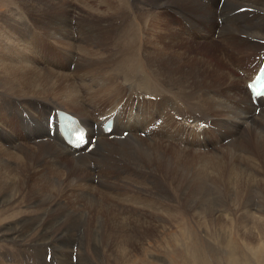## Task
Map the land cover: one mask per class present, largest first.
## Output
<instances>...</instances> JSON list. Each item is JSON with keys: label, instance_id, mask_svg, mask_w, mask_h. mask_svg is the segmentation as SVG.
<instances>
[{"label": "bare ground", "instance_id": "6f19581e", "mask_svg": "<svg viewBox=\"0 0 264 264\" xmlns=\"http://www.w3.org/2000/svg\"><path fill=\"white\" fill-rule=\"evenodd\" d=\"M67 1L3 0V7L6 9L10 10V7L16 8L23 13L21 12L22 15L17 17L14 24L9 28V31L6 30L8 33L7 37H0V49H2V44L9 43V40L25 36V34L17 33L14 25L20 24L26 32H29L28 25L23 21L27 20L31 24V27L33 25L35 27V29L32 28L30 31L31 33L33 30H39V28H36V21L34 19L41 17L39 21L45 25L43 32V35L46 36L45 39H55L57 43L62 45L65 44L61 41L67 39L73 42L72 44L74 45L76 43L75 46L78 44L83 45L86 42L85 54L88 57L82 58L81 69L79 54L76 55L72 51L67 55L69 64L75 65V70H77V73L72 78L82 82L78 86L79 93L67 90L66 86V89L63 90L54 88L52 90L46 87V83L41 82L42 80L47 82L46 76L49 74L48 71L43 74L39 73L36 76L29 68H24L27 73L24 76L22 75L23 73H19L20 66H16L17 70H13V73H11L14 80H10V78L2 79L0 76V142L8 144L12 149H16L18 154L21 155L20 158L26 156L32 157L29 162L17 165V170H11L8 167L9 162L19 163V155L17 153H9L0 143V178L11 182L12 184L10 185L13 186L12 190L20 187L23 181L18 182L16 179L18 175H14L13 171L27 175L35 191L39 192L40 198L38 199L41 207L39 212H31L32 214L29 215L28 219L21 218L18 222L13 223V215L4 216L3 214V211L6 209L5 188L7 184L0 180V200H2L0 205V227L5 225L1 228L4 233L0 234V247L2 254L6 251V256L4 254L2 261L5 263L8 257L15 264H25L26 260V264H92L89 258L92 260L95 257V251H99V253L103 254V257L105 256L109 261L112 259L115 264H125L124 259L128 260L127 264H132L134 259L137 260L136 264H138L140 263L138 259H142L141 262L144 259L143 257H137L138 253H142L140 250L142 249V243L151 241L155 230L166 229L165 227L168 225L173 227L176 225L175 227H177L178 231L175 235L173 234V241L176 244L180 242L187 246L186 256L190 263L208 264L202 252L203 250L201 252L195 250L191 245V240L187 236H184L186 230H184L183 217L180 214L177 216L167 214V211L171 210L172 207L166 211L165 204L161 202V206L159 205L158 208L160 209L159 214H154L152 212L155 210L154 203L150 204L149 200L139 197L126 196L125 206L127 208L132 209L135 207L134 203L137 204L136 202L138 201L139 204L143 205L141 209H144V216L149 218V220L157 218V221L148 220L146 222L145 217V220L141 223L140 221L138 223L136 220L132 221L131 219L125 220V213H121L122 210L118 205L114 209L111 206L115 192L112 193L114 195L112 197L108 194L107 189H113L116 192L125 189L126 191L124 192H127V194H131V192L137 189L145 190L146 193H152L153 190L151 191V188L147 185L148 180L146 179L147 182L142 180L143 173L146 172L135 168L143 167L148 170L146 166L137 161L133 153L136 150L140 151V144L145 141L130 136L139 131L140 128L143 130L142 134L144 138L149 140L146 142L150 143L149 149H151V153L148 150V153H150L148 165L154 171L158 169L162 170L165 176L167 175L169 178H175L178 174L185 177V174H190V172L197 175L198 172H194L192 169L184 170V167L182 168L178 164V162L183 160V157H187L185 154L191 153L196 157L205 158L214 156L217 152L216 149L211 150L209 153H212H208V155L198 152L194 148L199 144H194V142H203L205 143L203 148L210 150L214 146V143L220 142L224 137L226 139L234 137L232 142H225L229 146L224 147L226 153L216 155L209 164L214 170L216 178L223 183L227 190L225 191L224 189L223 197L229 199L231 203L237 204L241 201V203L243 202L241 208H249V203H245L243 197L246 194L242 193L241 188L242 186L246 188L250 185L251 182L249 183L248 179L253 178L251 175L252 171H259L264 174V133L262 132L264 129V100L262 97L256 98L257 105L255 106L246 86L254 72H252V68L247 67L246 71L240 70L235 74L233 71L234 65L243 64L248 66V62H241V60L236 62L232 60V57L225 59V61L229 60L230 62L228 63L229 68H224L220 62L218 66L217 64L215 65L216 68H201L196 61H185L182 58L181 54L183 52H177L173 38L179 36L181 40L191 43L195 37L199 40L208 39L210 33L213 32V34H218V38L222 42L219 45L223 47L227 46L229 52H234L232 48L233 44L243 46L245 38L248 39L247 43L249 44H255L260 39L264 41V0H108L106 1L108 3V12L106 13L109 15L113 13L120 15L126 23L127 28H123L124 31L118 38L116 32L114 39L111 41L113 51L117 53L110 56V60L116 62L118 60V64H120L119 70L115 71V74H110L115 79L108 75L102 81L97 79L94 73L90 72V69L94 65H98L99 62L95 58H89V56L95 55L93 47L99 45L101 35L93 29L94 25L86 17V12L80 11L75 6L67 5ZM220 3L222 4L220 5ZM170 6H174V8L168 10ZM159 10L168 11V15H162L161 12L155 13V11ZM53 12L56 16L54 22ZM74 13H77V17L73 16ZM62 14H65V16H62ZM1 16H3V13L0 14V21L3 20ZM85 18L86 20L84 21L83 19ZM73 19L75 21H72ZM133 20H135L136 24ZM5 21L3 20L0 23V29L5 27ZM66 21H68L67 26L69 24V30L63 28ZM81 21L88 26L85 31L82 28ZM219 21L222 22V25H219ZM177 22L178 25L176 24ZM179 22L188 24L194 39L188 31L183 30L181 27L179 28ZM57 24H59L60 28ZM21 29L18 28L17 31L20 32ZM103 35L106 36V34ZM24 40L28 41V38ZM30 41L34 42L33 40ZM45 42L49 43L50 41ZM203 43L209 45L206 41H203ZM35 45L38 46V44ZM69 48H71L70 50L76 49L73 45ZM187 48L182 47L180 49L187 50ZM60 50L62 49L60 48ZM22 51L23 48H16L12 54L14 56L17 52L22 54ZM236 51L243 50L237 49ZM226 52L228 51L226 50ZM99 54L101 53L99 52ZM232 55L235 56V54ZM10 58L12 59L11 55ZM105 59H107V56ZM263 59L264 53L260 56L258 62L253 65L254 71L262 64ZM1 60L2 56L0 55V62ZM129 63L130 65H128ZM127 65L131 68H127ZM157 66L168 77H166L168 80L156 79L154 77L153 74ZM9 67L12 66L9 65ZM99 67L102 69L101 64H99ZM24 69L22 68V71ZM35 71L37 70L35 69ZM144 71L146 72L144 73ZM204 71L208 75L213 76L215 81L220 80V82L214 87H200L202 84L208 85L207 83H203L204 79H201L205 74ZM224 72L227 74V83L223 80ZM5 73L7 74V72ZM18 73L22 75L20 79L16 78V74ZM156 73L158 74V71ZM39 77L42 78L41 81ZM240 79L244 82V86L237 85V81H241ZM177 85L180 86L179 89L185 94L174 89ZM98 90L102 91L104 96L95 95L94 93H99ZM28 91H33L35 94H32L33 92L28 93ZM135 96L137 99L142 98V101L138 102L135 100ZM39 97L45 100L40 99V101H37ZM14 99L22 101L14 104L11 101ZM54 101L58 105L60 102L65 105L64 109L59 108L58 105L54 104ZM239 106L244 107V109ZM255 108L259 109L257 117L254 112ZM56 112H64L75 117L79 125L87 130L89 142L84 148L77 151L62 140L55 128ZM158 116L161 117L162 123L157 122L159 120ZM107 118H113V129L110 134H106V129L103 128V123ZM155 118H158V120H155ZM179 118L182 121L180 124L175 121V119ZM149 119L155 121L147 125ZM262 120L263 122H261ZM256 121H260V123L257 124ZM247 122H249V127L247 126L248 128L243 130V126ZM205 130H209L212 135L208 141H206L208 139L207 135L203 133ZM157 131L166 141L177 142L183 147L181 150L179 148L180 151H178L177 155L167 154L169 147L166 144L168 143L164 144L151 140V136ZM124 134L126 136L121 137ZM38 137L44 139L41 145L29 147L26 144ZM190 137H192L191 142H189ZM48 140L55 144H51ZM244 140L246 144L242 146ZM122 141L125 142L120 143ZM23 145H26V147ZM238 147L244 148L245 154L251 157L249 166L245 162L244 165L248 168L247 171L246 169L243 170L244 168L241 166V170L235 174L233 179L229 180L226 178L225 172L227 170L229 175H233L229 167L233 163L238 162L237 160L240 156L232 152ZM144 150H146V147H144ZM71 153H74L76 158ZM148 153L147 155L145 153V155L148 156ZM171 156L175 159H171ZM62 164L65 165L64 171H60L59 169V166ZM91 164H94V170H92ZM123 166L125 168L128 166V169L131 167L129 171H124V178L132 182L119 187L115 183L113 184L112 180H116L113 176L119 175L121 171L123 172ZM151 177L147 175L148 179H151ZM120 178L122 177L119 176ZM199 178L196 176L192 180H200L202 177ZM95 180L98 183L96 187L92 186V181ZM149 184L152 183L149 182ZM231 185H233V191L230 190ZM180 187L182 188V186ZM235 190L236 195L231 194ZM94 193H97L96 195L99 196L96 202L89 200V197L91 198ZM253 194L255 195L256 193ZM164 196L166 197V195ZM116 197H118L117 193ZM156 197L157 200L153 198L156 202L164 198L162 193L156 194ZM62 198L65 200V205L60 206L59 200ZM128 199H130V203L126 201ZM131 199L133 200L132 203ZM100 204H103V206H100ZM199 204L201 206L197 205L193 210H196L201 217L206 216L208 218V214L215 213L214 210L216 209L213 208L212 202L200 198ZM254 205L257 206L259 215L264 213L261 210H264L263 205L250 203L251 208ZM67 207L74 210L75 214L80 212L79 218L75 219V216L65 211ZM136 207L138 210V206ZM176 208L178 209V207ZM26 209H28V204ZM37 209L39 210V208ZM26 212L30 213L29 210ZM94 215L96 221L99 222L95 227V230L99 232L98 241L85 244L79 237L74 236V234L70 235L73 229H75L74 232L76 233L86 226L88 219ZM4 217L6 218L4 219ZM202 221L204 222V220ZM217 222L219 225L217 227H220L221 230L224 229L223 232L221 230L220 232L218 231V239L225 240V236H230L228 229H233L234 225L238 226L242 230L240 237L244 240V243L250 248L256 246L260 248L256 253L257 262L252 263L264 264V251L262 249L264 247V235L262 234L264 233V219L259 216L253 218L242 212L240 217L233 219H223L222 217V219H217ZM250 225L252 229L249 228ZM134 227L137 230L135 232V237L137 238L135 241L132 234H128L129 229L135 230ZM253 229L257 230L256 233L253 232L254 236L251 235ZM136 233H138V236ZM93 238L95 237L91 235L88 240H92ZM232 242L230 238L228 241H224L222 246L224 248L221 249L220 247V251L228 252V257L225 259L226 264H249L248 260L243 256H237L234 253ZM106 259L105 261H107ZM214 259V264H217V262L221 264L219 258L215 257ZM0 264L3 263L0 262Z\"/></svg>", "mask_w": 264, "mask_h": 264}, {"label": "rangeland", "instance_id": "374dc122", "mask_svg": "<svg viewBox=\"0 0 264 264\" xmlns=\"http://www.w3.org/2000/svg\"><path fill=\"white\" fill-rule=\"evenodd\" d=\"M61 1H63V0H61ZM106 1H108V0H95V1H93V0H68L67 1V5L75 6L80 11L86 12V17L89 18L91 20L92 24L94 25L93 29L95 31H97L99 33V35H101L100 41H99V45L97 47L96 46L93 47L95 55L89 56L90 59L95 58L99 62V64H101L102 69H100L99 64L98 65L97 64L94 65L90 69V72L94 73L95 77L97 79H100V81H102V79L104 77L106 78V76H108L110 74H115L119 70L118 67L120 66V64H118L119 63L118 60H117V62L113 61V60H110V56H113V55H115L117 53V52L113 51V48L111 46V44H112L111 41L114 39L116 32H117V38H118L120 35H122V33L124 31L123 28H127L126 23L122 20L120 15H118L117 13L116 14L113 13L112 15H109L108 13H106V12H108V10H107L108 3H106ZM88 3H90V4H88ZM3 4H4L3 0H0V14L3 13V16H1V19L6 20L5 21L6 23H4L5 27H3V29H0V37H2V38L7 37L8 33L6 32V30L9 31V28L12 26V24H14V21L17 19V17L21 16L22 13H23L22 11H21L22 12L21 13L16 8L13 9V8L10 7V10H8L5 7H3ZM173 8H174V6H170V8L168 10L173 9ZM157 12L158 13L161 12L162 15L164 14L165 16L168 15V11H166V12L163 11V10L155 11V13H157ZM53 15H54V12H53ZM63 15L65 16V14H62V16ZM73 16L77 17V13H74ZM159 17H161V16L159 15ZM40 18L38 17V18L34 19L36 21V28H39V30H36V31L33 30L31 33H30V31L32 30V28L35 29V27H34V25L31 27V24H29V22H27V20H23V21L28 25V28L30 29L29 32H26L24 30V27L20 26V24L14 25L16 27V32L19 33V34H25V36L22 37V38L15 37L13 40L9 37L11 39V40H9V43H6L4 45L2 44V46H1L2 49H0L1 50V54L0 55L2 56V60L0 62V72H2L3 74L1 73L0 76L2 77V79H9L10 78V80H12L13 79V75L11 73H13V70H17L16 66L17 67L20 66L19 73H21V74L23 73L22 75H24V76L27 74L24 68H27V69L29 68L30 71H32L36 76H38L39 73L43 74L44 72L48 71L49 74L46 76L47 82L42 80L41 77H39V80L40 81L42 80L41 83H46V87L51 88L52 90H53V88L54 89H62L63 90V89H66V87H67V90H71V91H74L75 93H79L78 86H80L82 84V82L80 80L78 81V79L72 78L77 73V70H75V65L69 64V62L67 60V55L70 52H72V51H73V53H76V55L79 54V57H80L79 58L80 59V68L82 69V58L88 57L85 54V51H86L85 49L87 47L86 42L83 45H79L78 44L77 46H75L76 43L74 45V44H72L73 42H70L67 39H64V41H61V42H64L65 45L57 43V41L55 39H51V38L50 39L49 38L45 39L46 36L43 35L45 25L39 21ZM53 18H54V20H53V22H54L56 16L54 15ZM67 18H69V17H67ZM218 19H220V18H218ZM3 20H1L0 23H2ZM83 20L85 21L86 18L83 19ZM72 21H75V20L73 19ZM133 22L136 24L135 20H133ZM67 23H68V21H66L64 23L63 28L66 29V30H69V24L67 26ZM219 23H220L219 25H222L221 21H219ZM176 24L178 25V22ZM57 25L60 28L59 24H57ZM81 25H82V28H83L84 31H85V29L88 28V26L82 21H81ZM177 25H176V27H178ZM180 27L183 30L188 31L190 36L192 37V31H190V27L188 26V24L179 22V28ZM18 28L19 29L22 28L20 32L17 31ZM103 34H106V36L103 35ZM184 37H181V38H184ZM26 38H28V41L24 40ZM192 38L194 39V37H192ZM30 40H33L34 42H31ZM173 40H174V46H176L177 52L178 53L183 52L182 53L183 55L181 54V56H182V58L185 59V61H190V60L191 61L192 60L196 61L198 63V65H199V67L204 68V69H206V68H211V69L212 68H216L215 65L217 64V66H218L219 62L221 64H223L222 66H224V68H229L228 63H230V62H229V60H226L227 61L226 62L225 59L226 58H231V57H232V60H235L236 62L239 61V60H241V62H245V61L248 62V66H245L243 64L234 65L233 71H234L235 74H237L240 70L246 71L247 67L250 68V69L252 68V72H254L253 65L258 62L260 56L264 53V41H261V39H260L255 44L254 43H250L249 44V43H247L248 39H246V38L244 39L245 41H244L243 46L242 45L240 46L238 44H233L232 48H233L234 52L233 51L229 52L227 46L223 47V46L219 45V44H222V42L218 38V34L217 33L213 34V32L210 33V36H209L208 39L199 40V39H197V37H195L194 41L192 40L191 43H187V42H185V40H181L179 38V36L177 38H173ZM13 41H15V42L19 41V42L15 43ZM45 41H50V42L46 43ZM203 41H206L207 44H209V45L212 44V45L211 46L205 45L203 43ZM35 44H38V46H36ZM72 45L77 50L76 49L70 50L71 48H69V47L72 46ZM66 46H68V47H66ZM248 46H250V47H248ZM182 47H188V48H187V50L186 49H180ZM16 48H19V49L23 48L22 54L17 52L16 55L14 56L12 54V52ZM60 48L62 50H60ZM236 48L239 49V50L241 49L243 51H238L237 52ZM226 50L228 52H226ZM99 52L101 54H99ZM232 54H235V56L232 55ZM10 55L12 56V59L10 58ZM106 56H107V59H105ZM14 57H15V59H14ZM16 61H17V63H16ZM205 62H206V64H205ZM9 65L12 66V67H9ZM128 65H130V63ZM128 65H127V68H131ZM6 66H8L9 68L6 67ZM145 66H146V68H148L147 65H145ZM22 68L24 69L23 71H22ZM35 69L37 71H35ZM157 71H158V74L161 72L160 67H158V66L155 69V72L153 74L156 79H167L168 78L162 72H161L162 74L160 73V75L157 76L158 75L156 73ZM5 72H7V74ZM78 72H80V71H78ZM145 72L146 71H144V73ZM18 74H16L17 76L16 75L15 76H16V78L20 79L22 77V75H20V74L18 75ZM98 75H100V76H98ZM4 76H5V78H4ZM160 76H161V78H160ZM226 76H227V74H226V72H224V79L223 80H224L225 83H227V81H228V80H226ZM111 77L114 78L113 76H111ZM22 79H24V78H22ZM118 79H120V78H118ZM201 79H204L203 83H207L208 84V85H204V84L200 85V87L203 86L202 88L214 87L215 85L218 84V82H220V80L215 81V78L213 76L208 75L206 72L201 77ZM240 80L241 81H237V85L238 86H244V82L242 81V79H240ZM209 82H210V84H209ZM179 88H180L179 85L174 87V89L176 91H181ZM31 92H33V91H28V93H31ZM98 92L99 93H94V94L95 95L98 94V95L104 96L102 91L98 90ZM181 92H183V91H181ZM32 94H35V93L33 92ZM183 94H185V93L183 92ZM40 99L45 100L42 97L41 98L39 97V98H37V101H40ZM49 99L51 100V98H49ZM134 99L137 100L138 102L142 101V98H138L137 99L136 96L134 97ZM11 101H13L14 104H17V103L21 102L22 100L14 99V100H11ZM36 104H37V102H36ZM54 104L58 105L56 102ZM58 106H59V108H62V109H64V107H65V105H63L61 102H60V104ZM239 107L244 109V107H242V106H239ZM82 113H83V115H85L84 112H82ZM257 114L255 112V116L256 117L258 116ZM158 118H159V120H158ZM158 118H155V120H158L157 122H161L162 123L161 117L158 116ZM155 120L149 119V123L147 125H149L150 123L154 122ZM175 121L178 124L182 123L181 118L175 119ZM261 122H263V120ZM256 123L259 124L260 121H256ZM248 125H249V122L244 124L243 130H246L249 127ZM8 129H11V128H8ZM262 132L264 133V129L262 130ZM142 133H143V130H142V128H140L139 131H137L136 133H134L133 135H130V136H133L132 138H139L141 140H145L144 142H142L140 144V151L136 150L133 153H134V155H135L134 157L137 159V161L140 162L143 166H146L148 168V170L144 169L143 167H135V168L139 169L142 172H146V173H143L142 180L144 182H147V180H148L147 185L151 188V191L152 190L153 191H152V193L147 192L148 193L147 194L145 190L137 189L134 192H131V194L130 193L127 194V192H124V191H126L125 189H122L119 192H116L113 189L112 190L107 189L108 194L111 195L112 197L114 196L112 193L115 192L114 193L115 196L113 198L111 197L113 199L112 203H111V206L113 207V209L116 208V206L118 205V207L122 210L121 213L122 214L125 213L124 214V216H126L125 220H130L131 219L132 221L136 220L138 223H139V221L141 223L145 219H146L145 220L146 222H148V220H149V218H147L143 214V210L144 209H141V206L143 207V205L141 203L139 204V202L137 201L136 203L138 205L134 203L135 207H133L132 209L127 208L125 206V198H126V196L139 197V198H142V199L149 200L150 204L154 203L155 210H153V211L151 210L154 214H156V213L159 214L160 209H158V208H159V205L161 206L160 203L162 202V204H165L164 206L166 207L165 208L166 211H167V209H170V207H172L171 208L172 213H171V210H168L169 211V212L167 211L168 215L169 214L170 215L174 214L175 216H177L178 214H180L183 217L184 230H186L185 233H184V236L185 237L187 236L188 239L191 240V242H192L191 245L193 246V248L195 250H199L200 252L203 250L202 252L204 253L205 259H206L208 264H214V261H215L214 258L215 257L220 259L221 264H226V260L225 259H226V257H228V252H225V251L223 252L222 250L220 251V247H221V249L224 248V247H222L224 241L226 242L230 238H231V241H233L232 242L233 251H234V253L237 256H243L245 259L248 260L247 262L249 264H253L252 262H255V261L257 262V254L256 253H257V250H259L260 248L257 247V246H256L257 248L256 247L250 248L249 246H247L244 243V240L240 237V234H241L242 230L238 226L234 225L232 227L234 230L233 229L230 230V228L228 229L229 232H230V236H229L230 238L225 236L226 237L225 240H223V239L221 240V239H218V237H217L218 233L221 230L220 227H217V226H219L218 222H217V219H219V218L222 219V217H223V219L224 218L233 219V218L240 217V214H242V212H245V215L248 214V215L252 216L253 218H257V216H259L262 219H264L263 218L264 217V215H263L264 213L260 214L261 215L260 216L259 213H258L259 211L257 209V206L254 205L253 208H251V206H250V203H255L256 205H260V206L263 205L262 207H264V202H263L264 201V196H263L264 195V174L259 172V171H257V172L252 171L253 173L250 172L252 177H253L252 179H248L249 183L251 182L250 185L248 187H246V188L244 186H242V188H241L242 193L246 194L243 197L245 199V203H249V208L248 207L247 208H241L243 202L241 203V201H239L237 204L236 203H231L229 199H225V197H223L224 196V189H225V191H227V190H226L225 186L223 185V183L216 178V176L214 175V170L212 169L211 165L209 164L216 157V155L218 156L221 153H226L225 152L226 150L224 149V147L226 148L228 143H225V142L226 141L232 142V140H234V137L233 138L232 137L231 138H227V139H226V137H224L220 142L214 143V146L210 150L208 148L206 150L203 148V146H205V143H203V142L202 143H195L194 142V144H199L196 148H194V150H196L198 152L204 153L205 155H208V153L211 150H213V149H216L217 152L215 153L214 156H211V157L209 156V157H205V158L204 157H196L194 154H191V153L185 154L187 157H183L182 159L184 161L182 160L181 162H178V164L182 168L184 167V170H188V169L191 170L192 169V171L198 172L197 175L192 174V172H190V174H185L187 176V177L185 176L186 178L184 176H179V174L175 178H169V177H167V175L165 176V174H164V172L162 170L158 169V170L154 171L148 165V157L150 156V153H151V149H149L150 143L146 142V141H149V140L145 139L144 135ZM203 133L206 134L207 137H208V139L206 141L211 139L212 135H211L209 130H205V131H203ZM153 134L154 135L151 136V140H154V141L156 140L157 142H162L164 144L168 143V144H166L169 147V151L167 152L168 155H172V154L177 155L178 151H180L183 148L177 142H171L169 140L166 141L161 134L159 135L158 131L153 133ZM42 140H44V139H40L38 137L37 139L33 140L32 142H29V143H26V144H28L29 147H31V146L32 147H36V146H39V144L41 145ZM191 141H192V137L189 138V142H191ZM48 142H50L51 144H55V143H53L52 141H49V140H48ZM123 142H125V141H122L120 143H123ZM1 144H2V146L5 149H7V151L9 153L12 152V153H17L18 154L16 149H12V147L8 146V144H3V143H1ZM245 144H246V141L244 140L243 143H242V146L245 145ZM23 146L26 147V145H23ZM144 147H146V150H144ZM227 147H229V146H227ZM174 148H177V149H174ZM179 148H180V150H179ZM238 148L235 151H232L237 156L238 155L240 156L239 159L237 160L238 162L237 163H233V165L229 167V170L232 171L231 173H233V175H229V173H227V170L225 172V176L229 180L233 179L235 174L238 171L241 170V166H243V168H244L243 170L246 169V171H247L248 168L244 165L245 162H246V165L249 166V162H250V158L251 157L248 156L247 154H245L246 151H245L244 148H242V147H238ZM142 150H143L144 153L142 152ZM148 150L150 151V153H148ZM137 151H138V153L139 152L140 153L138 154ZM20 153H22V152H20ZM145 153H146V155L148 153V156H146ZM211 153H209V154H211ZM204 154H202V155H204ZM18 155L17 156L20 158L21 155L20 154H18ZM71 155L75 157L74 153H71ZM22 158L23 157L20 158L19 163L9 162V164H8L9 165L8 166L9 169L17 170V165H20V163L29 162L32 159L31 156H26L23 159ZM171 159H175V158L173 156H171ZM251 160H253V159H251ZM237 164H239V165H237ZM64 166L65 165H63V164L61 166H59L60 167L59 168L60 171H64L65 170ZM126 167L127 168H125L123 166V172L121 171V173H119V175L117 174V175L113 176L114 178H116V180L113 179L112 182H113V184L115 183L116 186L121 187L124 184L128 185V184H130L132 182V181L127 180L126 178H124L125 177L124 171H129L131 169V167H129V169H128V166H126ZM91 168H92V170L95 169L94 168V164H91ZM13 172H14V175H16V176L18 175L16 177L18 182H21L23 180L21 185H20V187L15 186L17 188L11 190V188H13V186L10 185V184H12L11 182L5 181V180H3L1 178H0V180L7 184L6 188H5L6 189V195H5L6 209L3 211V214H4V216L13 215L15 218L13 217V221L12 222L16 223L21 218L28 219L30 214L39 212L41 207L39 205V199H38V198H40L39 192L35 191V188L31 185L32 182L30 181L28 176L24 175V173H20V172H16V171H13ZM132 173H134V172L132 171ZM149 174H151V175H149ZM147 175L149 177L152 176L151 179H148ZM119 176H121L122 178L119 179ZM196 176H198V178L199 177L200 178L202 177V178L201 179L199 178L200 180H197V179H193L192 180V178H195ZM212 178H214L215 180L214 179L212 180ZM125 180H127V181H125ZM211 181H212V184H211ZM213 181H215V182H213ZM216 181L217 182L219 181L220 183L219 182L218 183L221 186ZM118 182H121V183H118ZM149 182L152 183V184H149ZM180 182H182V183L180 184ZM26 184H27V187H26ZM30 185H31V187H30ZM97 185H98L97 180L92 181V186L96 187ZM180 186H182V188ZM232 186L233 185L230 186V188H231L230 190L231 191H233V187ZM218 187H220V188L218 189ZM219 191H221V192H219ZM138 192H140V193H138ZM154 192H155V194H154ZM235 192H236V190L234 192H232V193L231 192H229V193L235 194ZM116 193H117L118 197H116ZM159 193H162L164 198L162 200L160 199L161 201L159 200V202L158 201L156 202V200H157L156 199L157 198L156 194L158 195ZM253 193H256V194L254 195ZM35 194H37V195H35ZM96 194L97 193L92 194L91 198L89 197V200H91L92 202H96L98 200V197H99ZM164 195H166V197ZM153 198L156 199V200H154ZM200 198H203V199H206V200L212 202L213 203V208L216 209V210H214L215 213L212 212V213L208 214V218L206 216L205 217H203V216L201 217V215L198 214L196 210L195 211L193 210L195 207H197V205L201 206L199 204L200 203ZM24 199H25V201H24ZM1 201L2 200H0V205L2 203ZM126 201L129 202L130 199H128ZM119 202H121V203H119ZM132 202H133V200L131 199V203ZM259 202H261V203H259ZM204 203H206V202H204ZM27 204H28V209H26L27 208ZM59 204H60V206L65 205V200L62 198L61 200H59ZM30 205L33 206L32 209H31L32 206H30ZM100 206H103V204H100ZM136 206H138V210H137ZM175 206L178 207L179 210ZM70 207H67L65 211L70 212L73 216H75V219H78L79 215H80V212L75 214L74 210H71ZM37 208H39V210ZM134 208H136V209H134ZM9 209H11V210H9ZM25 210L26 211L29 210L30 213L26 212ZM261 210L264 212L263 209H261ZM19 211H22V212L19 213ZM125 211L127 212L128 215L126 214ZM24 214H26V216H24ZM213 214H214V217H213ZM210 215H212V216H210ZM217 215H218V217H216ZM48 216H49V214H48ZM17 217H18V219H16ZM144 217H145V219H144ZM215 217H216V219H215ZM5 218L6 217H4V219ZM202 220H204V222ZM149 221H157V218H153L152 220L150 219ZM97 223H99V222L96 221V218H95V215H94V216H92V218L88 219V222H87L86 226H84L82 229H80L76 233L74 232L75 229H73L71 231L70 235L74 234V236H77L80 239H82V242L85 243V244H87V243L89 244L91 242H96L99 239L98 238L99 232H97L95 230V227L97 226ZM207 223H208V225H207ZM4 226L5 225L0 227V234L4 233L3 230L1 229ZM169 226L170 225L166 226L165 227L166 229H162V230L160 229L158 231L155 230L153 232L154 237L151 238V241H147V242L145 241L144 243H142V249L143 250L140 249L142 251V253L141 254L138 253L137 257H143L144 259H143V262H141L142 259H138V261L140 262L138 264H191L190 261L188 260L187 256H186V251L188 250L187 246L185 244H183V243H180V242L176 244L175 241H173L174 240V235L178 231L177 227H175L176 225H174V227L173 226L169 227ZM210 226H212V227H210ZM207 227H209V228H207ZM249 228L252 229L251 225H250ZM134 229L135 230L129 229L128 230V234H132L133 240L135 241L137 239L135 237V232L137 230H136L135 227H134ZM92 230H94V231H92ZM239 230H240V233H239ZM68 231H69V229H68ZM89 231H91V232H89ZM223 231H224V229L221 230V232H223ZM256 231L257 230L253 229L251 235L254 236V233H256ZM209 233H211V234H209ZM90 234L92 236H94L95 238H93L92 240H88L91 237ZM262 234L264 235V233H262ZM136 235L138 236V233H136ZM86 236H87V239H86ZM213 239L214 240L218 239V240L214 241ZM218 244L219 245L221 244V246H219ZM210 248H212V249H210ZM215 248H216V250H215ZM262 249L264 251V247ZM213 250H214V252H213ZM215 251H216V253H215ZM0 252H1V247H0ZM5 253H6V251L3 254H2V252L0 253V257H1L0 258V262H2L3 264H15V263L11 262L10 259H8V257H7V261L5 263H4V261H2V258L4 257ZM162 253H163V255H162ZM5 256H6V254H5ZM94 256H93L94 258L92 260H91V258H89V261L92 262V264H106V262H108V264H115V262H113L112 259L109 261L108 258L106 259L105 256L103 257V254H101V252L99 253V251H95ZM104 258L107 261H105ZM123 261H124L125 264H127V262H128V260H125V259ZM136 262H137V260L134 259L132 264H136ZM26 263H27V260H26L25 264ZM18 264H21V263H18ZM217 264H220V263L217 262Z\"/></svg>", "mask_w": 264, "mask_h": 264}, {"label": "snow or ice", "instance_id": "6c2138e0", "mask_svg": "<svg viewBox=\"0 0 264 264\" xmlns=\"http://www.w3.org/2000/svg\"><path fill=\"white\" fill-rule=\"evenodd\" d=\"M80 138H82V137H80Z\"/></svg>", "mask_w": 264, "mask_h": 264}]
</instances>
